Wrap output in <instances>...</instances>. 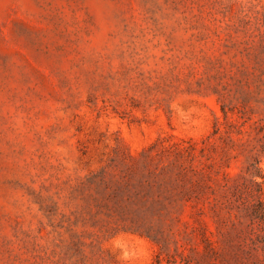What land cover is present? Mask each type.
Listing matches in <instances>:
<instances>
[{"label":"rangeland","instance_id":"1","mask_svg":"<svg viewBox=\"0 0 264 264\" xmlns=\"http://www.w3.org/2000/svg\"><path fill=\"white\" fill-rule=\"evenodd\" d=\"M236 188L264 0H0V264H264Z\"/></svg>","mask_w":264,"mask_h":264},{"label":"trees","instance_id":"2","mask_svg":"<svg viewBox=\"0 0 264 264\" xmlns=\"http://www.w3.org/2000/svg\"><path fill=\"white\" fill-rule=\"evenodd\" d=\"M258 171H259V176L262 177L261 175L262 169L259 168ZM235 190H236L235 195L239 194V199L241 197L244 200L243 205L245 209L249 211L253 219H258L259 221L264 222V204L262 200L259 198V196L255 195L254 191L249 190V189L243 190V189L236 188ZM245 194H247L246 197H244ZM204 240L207 243H210L209 238L206 237ZM207 247L210 248V245H208Z\"/></svg>","mask_w":264,"mask_h":264}]
</instances>
